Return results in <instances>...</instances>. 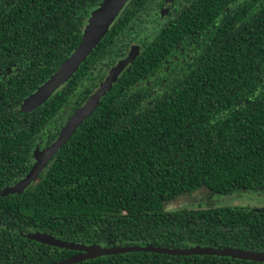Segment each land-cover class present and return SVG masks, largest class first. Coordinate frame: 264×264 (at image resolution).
Returning a JSON list of instances; mask_svg holds the SVG:
<instances>
[{"label":"trees","instance_id":"16d2710c","mask_svg":"<svg viewBox=\"0 0 264 264\" xmlns=\"http://www.w3.org/2000/svg\"><path fill=\"white\" fill-rule=\"evenodd\" d=\"M102 0H0V190L30 169L131 47L138 55L22 192L0 196V264H49L83 244L264 253V206L166 210L200 185L264 188V2L129 0L73 75L22 110L74 51ZM72 264H264L135 251Z\"/></svg>","mask_w":264,"mask_h":264},{"label":"water","instance_id":"95a60500","mask_svg":"<svg viewBox=\"0 0 264 264\" xmlns=\"http://www.w3.org/2000/svg\"><path fill=\"white\" fill-rule=\"evenodd\" d=\"M128 1L129 0H102L98 4V6L91 12L87 24L85 25L81 40L74 51L61 63L58 69L35 92L30 94L23 100L25 101L30 98L33 102V105L28 109L21 108L22 110H30L46 101L56 89L63 85L73 75L79 65L86 59V57L91 53V51L97 46V44L108 32L109 27ZM138 52L139 47H131L127 54L119 59L116 64L110 68L109 72L99 83L94 92L90 96H88L85 102L80 107H78L69 117V119L59 131L57 137L43 149H36L34 151L35 162L31 166L25 177L20 179L14 185L1 189L0 196L20 193L31 182L37 179L40 172L48 165L53 156L64 145V143L75 132V130L82 124V122L92 113L94 108L99 103L100 98L111 89L112 84L116 82L119 74L129 63H131L135 59V57L138 55ZM27 236L51 246L78 251V253L76 254L49 264H72L102 255L135 251L159 252L172 255L215 254L230 256L239 259L264 261V253L262 252L256 253L238 249L214 248L211 246L197 245L195 247L185 249H168L161 246H140L135 244L102 246L100 244H83L62 240L60 238L54 237L47 232H34L28 234Z\"/></svg>","mask_w":264,"mask_h":264},{"label":"rangeland","instance_id":"374dc122","mask_svg":"<svg viewBox=\"0 0 264 264\" xmlns=\"http://www.w3.org/2000/svg\"><path fill=\"white\" fill-rule=\"evenodd\" d=\"M32 105L33 102L29 98L20 104V108L28 109ZM221 206H264V188H238L226 193H217L200 185L165 202V209L168 211Z\"/></svg>","mask_w":264,"mask_h":264},{"label":"flooded vegetation","instance_id":"af4514ba","mask_svg":"<svg viewBox=\"0 0 264 264\" xmlns=\"http://www.w3.org/2000/svg\"><path fill=\"white\" fill-rule=\"evenodd\" d=\"M173 1L174 0H169V1H167V0H165V2L162 4V6H161V8H160V10H159V12H160V17H164L165 15H167V13H168V10L171 8V7H173L174 8V4H172L173 3ZM181 1H183V0H181ZM180 0H175V4L177 3H180L181 2ZM191 1L192 0H189V4L191 3ZM249 2H253V0H233V4L231 5V7H239V6H241V5H243V4H245V3H249ZM262 2H264V0H259L258 2H257V4H261ZM49 145V144H48ZM47 146V145H46ZM46 146H44V147H46ZM44 147H41V148H38V149H43ZM35 162V158H33V163ZM33 163H32V165H33ZM31 165V166H32ZM31 168V167H30ZM30 170V169H29ZM28 170V171H29ZM23 177H25V175L23 176ZM23 177H21L20 179H22ZM19 179V180H20ZM18 182V181H17ZM32 183V182H31ZM30 183V184H31ZM15 184V183H14ZM13 184V185H14ZM12 186V185H11ZM205 208H208V207H205ZM195 209V208H194ZM197 209V208H196ZM190 255H194V254H190ZM197 255H203V254H197ZM209 255V254H208ZM213 255H215V254H213ZM233 258V257H232Z\"/></svg>","mask_w":264,"mask_h":264}]
</instances>
